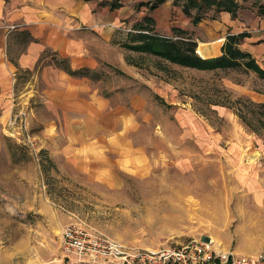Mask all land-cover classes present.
<instances>
[{
  "label": "rangeland",
  "instance_id": "1",
  "mask_svg": "<svg viewBox=\"0 0 264 264\" xmlns=\"http://www.w3.org/2000/svg\"><path fill=\"white\" fill-rule=\"evenodd\" d=\"M98 1V7L108 5L119 18L110 45L99 48L103 82L92 85L114 93L117 102L127 103L141 92L129 132L95 152L106 161L123 148V167L109 170L108 164V171L91 174L84 166L86 149H78L72 139L49 142L37 135L43 129L36 123L39 113L18 92L0 124V264H85L74 262L61 244L62 229L70 223L127 247L156 249L212 239L221 253L264 255V108L258 106L264 103L239 93L264 94V78L244 67H186L120 44L128 34L132 39L138 31L131 26L149 13L155 17L154 32L194 40L200 50L198 42L207 40L206 33L226 11L205 6L202 19L193 24L182 11L186 0H164L151 12L147 3L153 0ZM235 1L239 21L250 24L264 16V0ZM191 8L194 15L198 10ZM120 58L127 64L124 72ZM134 67L147 81H165L175 91L150 90L133 77ZM215 104L224 108L222 116ZM182 106L199 115L203 122L193 116L192 124L207 135H181ZM45 111L44 117H53ZM66 146L67 154L62 152ZM79 150L83 153L76 161L70 155Z\"/></svg>",
  "mask_w": 264,
  "mask_h": 264
},
{
  "label": "crops",
  "instance_id": "2",
  "mask_svg": "<svg viewBox=\"0 0 264 264\" xmlns=\"http://www.w3.org/2000/svg\"><path fill=\"white\" fill-rule=\"evenodd\" d=\"M98 4V0H0V124L14 96L18 92L27 95L39 113L36 123L43 128L37 135L48 138L44 139L49 142L72 139L78 149H86L84 166L91 174L108 171V164L109 170L113 166L123 167L120 164L124 161L123 148L106 161L97 158L95 152L107 148L108 140L122 139L125 131L129 132L130 115L141 104L140 91L124 103L117 102L114 93H104L103 88L92 85L103 82L99 48L110 45L119 18L115 9ZM216 22L206 33L207 40L198 42L200 50L196 51L202 58L220 55L226 35L246 31L247 36L238 47L249 52L264 68V16H256L252 23L245 24L225 12L221 22ZM122 62L119 68L124 72L127 64ZM134 69L133 77L149 84L150 90L163 94L168 88L175 91L174 85L152 78L147 81L142 70ZM69 70L88 72L73 75ZM239 93L246 94L254 103H264V94L247 89ZM213 107L222 116L224 108L218 104ZM181 108V135H207L204 128L192 124L193 116L203 122L199 115L186 106ZM42 110L53 117H44ZM223 116L228 119L227 115ZM58 124L63 126L62 131ZM79 151L78 155L77 152L70 155L76 161L83 153ZM62 152L68 153L67 146Z\"/></svg>",
  "mask_w": 264,
  "mask_h": 264
},
{
  "label": "built area",
  "instance_id": "3",
  "mask_svg": "<svg viewBox=\"0 0 264 264\" xmlns=\"http://www.w3.org/2000/svg\"><path fill=\"white\" fill-rule=\"evenodd\" d=\"M61 244L66 253L74 256V262L85 264H264L262 253H221L213 247L212 239H190L156 249L134 248L78 223L62 229Z\"/></svg>",
  "mask_w": 264,
  "mask_h": 264
},
{
  "label": "trees",
  "instance_id": "4",
  "mask_svg": "<svg viewBox=\"0 0 264 264\" xmlns=\"http://www.w3.org/2000/svg\"><path fill=\"white\" fill-rule=\"evenodd\" d=\"M163 1L164 0L149 1L147 3L148 12L153 11ZM116 6L119 5L114 3L112 7ZM205 6H215L217 11L229 12L234 17L236 16L238 9V4L235 0H201L200 3H197L195 0H186L183 4L182 11L187 16H192L191 20L193 24H196L202 19L200 12ZM191 7L197 8L198 10L194 15H191ZM261 13H264V9H261ZM153 22V17L148 13L141 21H138L133 25L135 26L133 29H137L138 32L132 37V39H129V36L131 35L128 34L127 39L124 42H121V45L129 50L153 54L186 67L202 70L244 67L246 70L255 71L259 77L264 78V69L257 65L254 58L248 52L242 51L238 47V43L247 36L246 32L228 34L222 45L220 55L210 58H202L196 53V41L184 40L183 38L173 40L167 36L157 34L154 32ZM69 72L73 75H84L88 70H69ZM258 106L264 108V104Z\"/></svg>",
  "mask_w": 264,
  "mask_h": 264
}]
</instances>
